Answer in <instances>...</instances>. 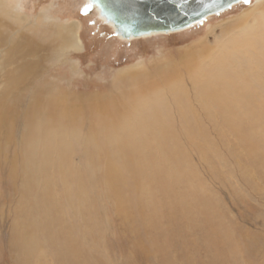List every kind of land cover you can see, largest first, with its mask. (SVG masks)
Here are the masks:
<instances>
[{
  "label": "bare ground",
  "instance_id": "obj_1",
  "mask_svg": "<svg viewBox=\"0 0 264 264\" xmlns=\"http://www.w3.org/2000/svg\"><path fill=\"white\" fill-rule=\"evenodd\" d=\"M0 1V78L3 79L0 80V86L5 88L4 93L0 94V158L6 157L5 170L14 188V208L11 211V219H8L10 220L8 245L11 251L12 249L19 251L16 264L96 262L107 264L104 254L106 252H103L104 242L97 243L95 240L99 222L92 217L99 211L103 197L97 190L94 177L96 173L88 168L90 162L87 163L97 153L105 158L106 166L111 164L110 160L113 159L116 167L122 170L120 173L116 172V168H107L106 172H103L100 183L104 186V197L120 208L117 214L122 218H125L128 206L134 210V213H131L133 222H130L128 228L136 234L140 232L142 251H152L159 263L172 264L169 258L164 256L167 254L162 253L176 237L183 242L189 241L184 250V256L189 260L192 258L191 253L203 250L205 253L210 251L213 258L220 261L226 252L225 247L234 249L236 243L230 231L223 230L221 220L215 219V212L212 209L205 210L207 205L199 191L194 187L180 191L177 185L181 172L168 167L162 169V166L157 164V158L162 162L164 159L172 163L174 156L168 155L170 153H175L176 157L184 154L183 147L176 143L169 124H154L162 126L160 127L163 136L160 143L150 136L153 129L149 130L147 126L142 127L137 123L130 125L128 131L121 128L125 123L140 118L142 110L166 109L163 106L164 102V104L172 102L175 106L183 107L190 101L191 96L200 107L206 108L213 104L226 109L228 103H231L228 100L238 96L246 97L252 102L253 93H249L247 87L244 89L243 86H231L233 81L231 75H236V78L243 82V77L240 76L246 73L248 75L252 70L248 67L260 65L264 57V0L257 1L250 9L244 10L235 18L232 26L223 31L215 52L210 51L212 48L208 47L201 51L188 50L184 55L188 59L182 64L186 65L187 69L190 68L184 74L187 81L191 79L189 90L182 80L183 76L177 79L168 77L164 84L156 87L152 75L164 77L162 66L156 64L158 66H155L151 73L147 71V76L143 79L133 76L131 79H117L112 89L120 90L114 96L99 95L85 98L69 95L57 84L44 82L36 85L45 66L30 60L39 55L33 39L25 38L16 46L15 40L13 43L9 41V47L3 50L7 45L9 29L12 30L9 27L16 26L14 22L23 24L26 17L25 14H20L17 4L7 3L8 9L6 12L3 11L1 3L8 0ZM84 1L88 4V0ZM92 9L99 16L98 10L95 7ZM7 19L8 22L5 23ZM52 25L54 32L52 36L61 38L63 47L77 49L79 43L76 35L79 23L70 21L66 24ZM207 56L208 60L204 63L201 59ZM166 67L170 68L168 65ZM262 69L264 70L263 66ZM127 81L130 82V86L126 85ZM26 95L29 97L28 102L21 108ZM252 112L249 113L253 115ZM15 113L22 115L24 120L21 129L18 122L21 133L18 141L13 140L9 134L17 121ZM218 113L224 117L226 114L231 115L225 110ZM212 115L208 113L206 116ZM158 120L165 119L159 117ZM249 121L251 122L250 118ZM117 122L122 124L118 125ZM235 123L237 121L233 119L222 120L226 132H229L223 138L231 136L233 142L234 136L239 145H244L241 130ZM238 123H243V120H239ZM184 132L190 138L188 129ZM119 133H123L125 137L129 136L131 145L148 149L147 153L151 154L153 161L150 167L144 163V167H148L146 170L131 171L124 164V160L131 154L130 151L120 147L112 148L110 145L115 136L120 137ZM95 139L97 145L90 146L89 143ZM5 145L10 147L11 151L8 150V154L2 151ZM135 150L136 147L133 151ZM244 150L248 153L244 155L247 163L256 164L258 159L246 145ZM70 156L71 161L76 156L81 160L79 164L81 170L77 174H73L74 170L71 167L63 168ZM261 161L263 163L259 161L257 171L259 182L264 188V157ZM133 167L142 169L140 162ZM149 179L151 180L147 181L146 185H153L154 188L139 196L140 186L143 181ZM122 182H129L131 185L127 191L122 190ZM118 196L122 197L120 201L117 199ZM156 199L165 202L164 213L169 217L168 228L172 231L159 228L160 222H167L164 218L159 219L161 215L159 207L143 203L156 202ZM143 211H146V219L142 217ZM185 222L197 223L193 230L188 231V236L193 238L192 241L182 231L173 232L175 228H181ZM198 236L202 238L201 240H206L205 248H202L204 245L197 240Z\"/></svg>",
  "mask_w": 264,
  "mask_h": 264
},
{
  "label": "rangeland",
  "instance_id": "obj_2",
  "mask_svg": "<svg viewBox=\"0 0 264 264\" xmlns=\"http://www.w3.org/2000/svg\"><path fill=\"white\" fill-rule=\"evenodd\" d=\"M257 1L260 0H250L249 3L243 1L220 14L206 17L205 21L189 27L187 30L170 34H152L127 41L117 37L113 29L100 20L96 12L84 0H8L1 3V9L6 12L7 3L8 5L10 3H12L11 5L17 4L20 14H25L26 19L23 24L14 22L16 26L9 27L12 30L9 29L7 45L3 47V50H7L9 41L13 43L15 40L16 46V44L22 43L25 38L33 39L39 55L30 58V60L45 66L41 75L42 81L39 79L36 85L39 86L44 82L57 84L61 90L69 95L73 94L84 98L99 97V95L114 96L120 90L118 88L112 89V85L117 79H131L132 76L143 79L148 72L151 73L153 68L158 65L162 66L164 77L152 75V79L154 78L157 84L156 87L164 84V80L168 77L172 76L177 79L183 76L182 80L189 90L191 79L187 81L184 74L190 68L187 69V66L182 64L188 59L184 55L188 53V50L201 51L207 47L212 48L210 51L215 52V47L220 42L223 31L232 26L235 18L239 17L244 10L250 9ZM70 21L79 23V30L76 35L79 43L77 49L63 47L62 39L52 36L54 34L53 23L66 24ZM4 22H8V19ZM201 60L206 63L208 56ZM263 61L264 57L260 65L248 67L252 70L249 71L248 75L246 73L240 76V78L243 77V82H240L236 75H231L233 80L231 86H243L244 89L247 87L249 93H253L252 102H249L246 97L238 96V98L228 100L231 103L227 102L229 105L226 106V109L213 104H209L206 108L200 107L199 103H196L191 96L190 101L183 107L175 106L172 102L166 104L164 102L163 106L166 109L142 110L140 118L125 123L121 128L128 131L130 125L137 123L141 124L142 127L147 126L149 130L153 129L150 131V136L152 135L153 139H157L160 143V138L163 136L162 126L154 124H169V129L173 130L174 139L177 144L183 147L184 154L176 157L175 153H170L168 155L174 156L172 163L166 162L164 159L163 163L157 158V164L162 166V169L168 167V169L174 168L177 172L180 171L178 189L183 191L194 187L199 191L201 198L205 199L207 205L205 210L212 209L215 212V219L221 220L223 230H229L231 237L235 240L234 249L225 247L226 252L220 258L222 261L220 262L213 258L210 251L205 253L203 250L194 251V254L191 253L192 258L189 260L188 257L184 256V250L189 241L183 242L176 237L175 240L169 242L168 249H163L164 252L162 253L163 255L167 254L164 256L168 257L172 264H264V188L259 182L257 171L259 161L263 163L261 160L264 157V112H261L264 110ZM195 62L196 60L193 64ZM166 65L170 68L166 69ZM0 80L3 79L0 78ZM126 83L130 86L129 81ZM4 90V86H0V94L4 93ZM11 92L16 93V91ZM28 99L29 97L26 95L25 101L22 100L23 106H20L21 108H24ZM252 109H256V111ZM222 110L231 115L226 114L224 117L218 113L223 112ZM249 112H252L253 115ZM208 113L213 115L206 116ZM159 117H163L165 120H158ZM226 118L237 121L235 124L241 130L244 145H239L234 136H232L233 142H231V136L223 138L229 133L226 132V128L222 124V120ZM15 120H17L16 124L11 128L12 132L10 131L9 134L13 140L18 141L21 134L18 122L21 124V129L24 120L22 115L18 113H15ZM239 120H243V123H238ZM117 124L121 125L122 122H117ZM157 128L160 130L159 132ZM186 129L191 134L190 138L184 132ZM85 130L84 128L83 132ZM119 135L120 137L115 136L112 139L110 145L112 148L120 147L130 151L131 154L124 160V164L131 171L146 170L150 167L149 165L153 161L151 154L147 153L148 149L131 145L132 141L129 140V136L125 137L123 133H119ZM89 145L96 146V139L91 141ZM245 145L258 159L256 164H252L253 166L249 165L248 160L244 157L245 154H248L244 150ZM135 147L136 150L133 151ZM8 150L10 147L6 145L2 149L7 154ZM100 155L97 153L87 163L90 162L88 168L96 173L94 177L97 182V190L103 197L99 211L94 213L92 217L93 220L99 222L95 232V240L97 243L98 241L104 242L103 252H106L104 254L107 264H161L152 251H142L140 232L136 234L132 232V229V231L129 230L128 225L133 219L131 213H134V210L128 206L126 216L122 218L117 214L120 208L107 201L106 196L104 197V186L100 183L103 172H106L107 168H116V172L120 171V173L122 170L116 167L113 159L110 160L111 164L106 166L105 158ZM70 158L71 156L66 159L63 168L65 166L71 167L74 170L73 174H77L81 170L79 166L81 160L79 156L73 157L72 161ZM5 160V156L4 159L3 157L0 158V264H16L19 251L16 252L13 249L11 251L10 245H8L10 237L8 231L10 220L8 221V219H11V211L14 208V188H12V183L5 170L7 163ZM138 162H140L142 169L133 167ZM144 163L148 167H144ZM244 172L245 175L243 176ZM150 180L143 181L139 188V196L144 195L148 189L154 188L153 185H146L147 181ZM254 183L258 184L254 185ZM121 185L124 191H127L131 186L129 182H122ZM121 198L120 196L117 197L119 201ZM156 200V202L144 201L143 203H149L155 208L159 207L161 213L159 219L167 220V222H160L159 228L172 231L168 228L169 217L164 213L165 202L161 199ZM142 217L143 219L147 218L146 211H143ZM196 224V222H185L181 228L177 227L173 232L182 231L188 236V231L193 230ZM201 239V237L197 238L204 245L202 248H205L206 240ZM190 240L192 241L193 238ZM135 242L137 243L135 244ZM95 264L99 263L96 262Z\"/></svg>",
  "mask_w": 264,
  "mask_h": 264
},
{
  "label": "water",
  "instance_id": "obj_3",
  "mask_svg": "<svg viewBox=\"0 0 264 264\" xmlns=\"http://www.w3.org/2000/svg\"><path fill=\"white\" fill-rule=\"evenodd\" d=\"M244 0H88L122 40L170 34L200 24Z\"/></svg>",
  "mask_w": 264,
  "mask_h": 264
},
{
  "label": "snow or ice",
  "instance_id": "obj_4",
  "mask_svg": "<svg viewBox=\"0 0 264 264\" xmlns=\"http://www.w3.org/2000/svg\"><path fill=\"white\" fill-rule=\"evenodd\" d=\"M244 2H245V3H249V2H250V0H244Z\"/></svg>",
  "mask_w": 264,
  "mask_h": 264
}]
</instances>
